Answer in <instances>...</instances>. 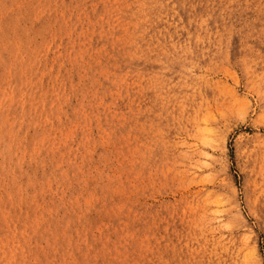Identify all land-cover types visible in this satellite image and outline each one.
<instances>
[{
    "label": "rangeland",
    "instance_id": "obj_1",
    "mask_svg": "<svg viewBox=\"0 0 264 264\" xmlns=\"http://www.w3.org/2000/svg\"><path fill=\"white\" fill-rule=\"evenodd\" d=\"M0 244L264 264V0H0Z\"/></svg>",
    "mask_w": 264,
    "mask_h": 264
},
{
    "label": "bare ground",
    "instance_id": "obj_2",
    "mask_svg": "<svg viewBox=\"0 0 264 264\" xmlns=\"http://www.w3.org/2000/svg\"><path fill=\"white\" fill-rule=\"evenodd\" d=\"M149 25V24H148ZM96 46H98V45H96ZM25 93V92H24ZM4 94V93H3ZM6 111V110H5ZM48 120V119H47ZM9 192V191H8ZM81 242V241H80ZM1 245V244H0ZM71 250V249H70ZM8 262V261H7Z\"/></svg>",
    "mask_w": 264,
    "mask_h": 264
}]
</instances>
